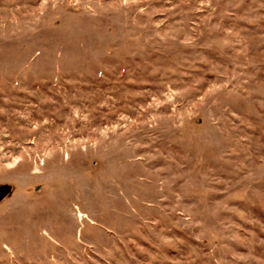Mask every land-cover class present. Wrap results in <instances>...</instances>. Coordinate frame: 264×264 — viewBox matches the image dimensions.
<instances>
[{
	"label": "rangeland",
	"instance_id": "1",
	"mask_svg": "<svg viewBox=\"0 0 264 264\" xmlns=\"http://www.w3.org/2000/svg\"><path fill=\"white\" fill-rule=\"evenodd\" d=\"M0 264H264V0H0Z\"/></svg>",
	"mask_w": 264,
	"mask_h": 264
},
{
	"label": "water",
	"instance_id": "2",
	"mask_svg": "<svg viewBox=\"0 0 264 264\" xmlns=\"http://www.w3.org/2000/svg\"><path fill=\"white\" fill-rule=\"evenodd\" d=\"M9 190H10L9 186L0 188V202L5 198V195L8 194Z\"/></svg>",
	"mask_w": 264,
	"mask_h": 264
}]
</instances>
